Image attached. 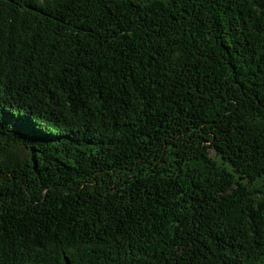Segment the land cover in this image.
<instances>
[{
    "label": "trees",
    "instance_id": "trees-1",
    "mask_svg": "<svg viewBox=\"0 0 264 264\" xmlns=\"http://www.w3.org/2000/svg\"><path fill=\"white\" fill-rule=\"evenodd\" d=\"M0 264H264V0H0Z\"/></svg>",
    "mask_w": 264,
    "mask_h": 264
},
{
    "label": "rangeland",
    "instance_id": "rangeland-1",
    "mask_svg": "<svg viewBox=\"0 0 264 264\" xmlns=\"http://www.w3.org/2000/svg\"><path fill=\"white\" fill-rule=\"evenodd\" d=\"M212 155H214V153L212 152Z\"/></svg>",
    "mask_w": 264,
    "mask_h": 264
}]
</instances>
